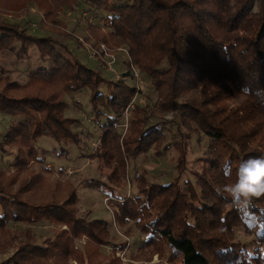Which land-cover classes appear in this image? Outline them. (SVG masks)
I'll list each match as a JSON object with an SVG mask.
<instances>
[{"label":"trees","instance_id":"trees-1","mask_svg":"<svg viewBox=\"0 0 264 264\" xmlns=\"http://www.w3.org/2000/svg\"><path fill=\"white\" fill-rule=\"evenodd\" d=\"M30 1L0 0V15L21 19ZM35 1L43 12V26L66 35L60 13L74 11L82 0ZM110 1L90 0L109 15L104 26L88 24L89 37L111 50L124 47L132 65L150 78L160 110L173 111L175 120L149 125V118H141L144 110L133 102L138 90L124 80L132 77L129 61L122 79L113 82L97 67L77 59L67 46L59 49L53 37L32 35L0 20V64L5 53L28 58L29 47L44 61L28 73L26 82L0 71V113L13 118L0 137V149L17 148L12 169L0 170V235L6 236L0 251L14 250L0 264H69L72 259L96 264V248L110 244L109 223L77 216L76 188L45 175L52 171L43 165L46 160L37 146L43 137L58 144L59 154H67L70 143L79 145L74 127L81 124L66 116L65 98L84 88L90 90L93 112L107 117L105 131L96 140L101 144L99 156L107 164L116 160L123 173L129 160L140 155L154 151L163 156L167 126L180 119L170 141L177 152L178 176L165 185L141 177V196L126 200L112 196L118 220L134 219L146 234L143 249L160 255L167 249L174 264H264L261 251L255 249L251 256L236 235L243 229L264 247V194L245 202L217 191L235 182L241 161L264 158V0H132L123 5ZM198 88L201 99L180 101ZM238 95L246 97L243 108L229 110L226 102ZM126 111L129 125L119 134L116 126ZM193 134L206 136L209 145L200 159L201 170L192 171L195 182L187 180L182 186ZM37 164L42 167L35 168ZM86 185L105 186L97 179ZM150 214L153 217L146 221ZM40 221L67 229L53 231L54 237L39 243L30 230L14 232L9 226ZM83 236L88 239L85 250L77 244Z\"/></svg>","mask_w":264,"mask_h":264},{"label":"rangeland","instance_id":"rangeland-1","mask_svg":"<svg viewBox=\"0 0 264 264\" xmlns=\"http://www.w3.org/2000/svg\"><path fill=\"white\" fill-rule=\"evenodd\" d=\"M131 1L111 0L110 3L123 5L129 4ZM27 6L29 11L23 18L16 19L12 15H0V20L17 24L32 35L51 36L60 43L59 49H62V46H67L68 49L73 51L77 59L91 68L97 67L108 80L116 82L122 79L125 71H127V63L131 61L129 56L126 55L124 47H115L117 50H111L103 43H96V40L89 37L86 31L90 23L100 26L105 25L103 20L109 15L106 10L93 7L90 0L80 1L74 11L64 9L60 13V19L64 23L63 27L66 34L63 35L59 32L48 30L43 26V12L41 13L38 9V4L35 0H31ZM257 6L258 3L256 2L254 4L255 9H257ZM101 45H104V48H102L106 53L101 49ZM29 48L31 49H28V58L24 59H18L15 55L7 53L3 54L0 71L13 79L26 82L28 73L44 62L35 48ZM90 49L97 52L95 59L91 58ZM107 49L112 53H108ZM110 54L116 56V63L109 66L108 64L106 65L105 60H108L107 57ZM130 64V67L133 68L131 62ZM134 67L138 70L136 66ZM124 78L129 86L137 88L138 94L133 102L143 108L144 112L141 111V118H144V116L149 118V125L158 123L163 119L175 120L173 111L164 113L160 110L157 103V93L148 76L141 73L138 79H133L129 76ZM201 95L202 89L198 88L189 94L182 95L180 101L192 102L194 99H201ZM65 100L68 104L66 116L79 119L82 126H79V128L74 127V131L80 137L79 145L70 143L65 149L67 154H59L60 147H58V144L48 137H43L39 140L37 146L46 160L43 165L52 171L45 175L51 177L53 182L57 180L67 181L76 188L78 199L76 202L77 216L84 217L87 220L97 219L109 223L110 244L96 248V264H174V262L169 260V250L167 251V249H164L163 255L156 251L153 252V249L150 248L143 249L142 246L146 239V234L137 226L134 219L128 221L118 220L116 216L117 209L113 204L115 199H112V196L118 197L117 200H120V198L122 200L136 198L137 195L141 196L142 194L140 195L138 191L141 177H144L148 183L165 185L178 176L176 170L177 152L170 146V141L171 139L173 141V137L176 135V128L180 123L179 117L174 123L172 122L167 126V141L164 144L167 150L164 151L163 156L157 157L154 151L146 155H140L136 160H129L127 170L123 173L116 160H112L107 164L105 158L103 159L99 156L102 153L100 143L98 148L94 147L96 140L105 131L107 117L98 118L97 114L93 112L90 102V90L84 88L78 92L70 93ZM245 100L246 97L244 95H238L228 100L226 104L229 110L237 111L243 108ZM133 106L131 105L130 107L133 108ZM239 115L243 116L244 113L240 111ZM12 120L13 118L0 113V137L2 139ZM129 121L130 112L126 111L125 118L116 126L119 134L126 132ZM191 137L187 155L188 169L180 179L182 186L187 180L195 182L192 171L201 170L200 159L205 157V152L209 145L208 138L203 134H193ZM252 146L258 147L256 144ZM5 148L6 151L0 149V170L10 171L17 148L12 146H5ZM93 154L96 155L94 156ZM41 167L42 165H35V168ZM92 179H97L105 186L93 188L86 185ZM152 217L153 214L148 215L146 221ZM9 226L14 232L16 230L21 232L30 230L39 243L46 237H54L53 231L67 229L65 226H55L46 221H40L33 225L10 223ZM236 235L242 243L246 244L251 256H255L254 250L259 249L264 258V247L257 243L255 236H246L243 233V229H237ZM5 238L6 236L0 235V244L4 243ZM87 242L86 236L77 240L81 250H85L84 247ZM113 244L124 245V248L114 247ZM92 248L93 246L90 247L91 250ZM13 252V249H9L6 252L0 251V263ZM69 264H77V262L72 259ZM86 264H88L87 261Z\"/></svg>","mask_w":264,"mask_h":264},{"label":"clouds","instance_id":"clouds-1","mask_svg":"<svg viewBox=\"0 0 264 264\" xmlns=\"http://www.w3.org/2000/svg\"><path fill=\"white\" fill-rule=\"evenodd\" d=\"M231 171V165H226ZM217 191L233 198L243 197L245 202L251 196L264 194V158L243 160L237 167L234 183L225 184Z\"/></svg>","mask_w":264,"mask_h":264},{"label":"built area","instance_id":"built-area-1","mask_svg":"<svg viewBox=\"0 0 264 264\" xmlns=\"http://www.w3.org/2000/svg\"><path fill=\"white\" fill-rule=\"evenodd\" d=\"M104 48V45H101V49L103 50V48ZM122 49V48H121ZM120 49V50H121ZM123 50V49H122ZM124 51H125V53H126V55H128V52H127V50L126 49H124ZM103 52H105L104 50H103ZM107 52L108 53H112L109 49H107ZM106 53V52H105ZM96 55H97V52L96 51H93V50H91L90 49V56H91V58H94L95 59V57H96ZM108 60L106 59L105 61H106V65L108 64L109 66L111 65V64H115L116 63V56H114L113 54H110V55H108ZM139 75H140V71H138L134 66H133V68H132V78L133 79H138L139 78ZM133 106V103H131L130 104V106ZM129 106V108H131ZM98 144V145H97ZM96 145V146H95ZM94 145V147H96V148H98L99 147V143L98 142H96V144Z\"/></svg>","mask_w":264,"mask_h":264}]
</instances>
